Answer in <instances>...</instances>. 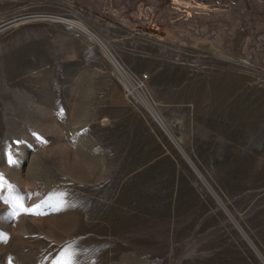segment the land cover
I'll return each mask as SVG.
<instances>
[{
    "label": "rangeland",
    "instance_id": "rangeland-1",
    "mask_svg": "<svg viewBox=\"0 0 264 264\" xmlns=\"http://www.w3.org/2000/svg\"><path fill=\"white\" fill-rule=\"evenodd\" d=\"M263 170L264 0H0V264H264Z\"/></svg>",
    "mask_w": 264,
    "mask_h": 264
},
{
    "label": "crops",
    "instance_id": "crops-1",
    "mask_svg": "<svg viewBox=\"0 0 264 264\" xmlns=\"http://www.w3.org/2000/svg\"><path fill=\"white\" fill-rule=\"evenodd\" d=\"M247 156H257V154L255 153V152H253V151H250V150H248V152H247ZM186 158L188 157V156H185ZM187 160L189 161L190 159H189V157L187 158ZM191 161V160H190ZM190 163H192V161L190 162ZM193 164V163H192ZM196 171V170H195ZM261 170H260V168L259 169H256V168H253V169H249L248 170V175L249 176H252V177H254V176H256V173H258V172H260ZM199 175L201 174V173H199L198 171H196ZM263 173H264V170H263ZM202 175V174H201ZM264 175V174H263ZM201 178H203V180H204V182H206V184H208V186H209V188H210V190L212 191L213 190V188L209 185V183H208V181L204 178V176L202 175V176H200ZM219 182V181H218ZM243 191L241 192V193H255V192H257V191H259L260 193L259 194H257V195H255V197H254V200H253V202L250 204V207H247V211H246V216L245 217H248L247 215H249L248 213L250 212V211H252V208H255V209H258V208H260L259 206H258V201H260L261 199H264V185H256V184H253V185H249L248 187L247 186H245L244 187V185L242 186L241 185V187H240ZM213 194H214V196H215V198L220 202V204L222 205V207L224 208V204L221 202V199L219 198V196L217 195V193L213 190ZM224 205V206H223ZM226 208V207H225ZM256 213V212H255ZM230 215V214H229ZM231 216V215H230ZM231 218L233 219V221L234 222H236V224L239 226V228H240V230L241 231H243V233L245 234V238L247 239V241H249L250 242V244L253 246V248L255 249V250H257L260 254H261V252L258 250V248L263 252V254H264V251L262 250V248H264L263 246H264V241L263 240H261V242H260V244H259V242H256V245H254L253 244V241L249 238V236L244 232V230L241 228V226H240V224H239V222H237V220L236 219H234L232 216H231ZM263 219H264V217H263ZM263 219H261V220H257V222H259L260 224L261 223H263L262 221H263ZM251 220V219H250ZM240 223L242 224V223H249V218H246L244 221H240ZM251 224V223H250ZM252 224H254V223H252ZM258 247V248H257ZM262 255V254H261ZM263 256V255H262Z\"/></svg>",
    "mask_w": 264,
    "mask_h": 264
},
{
    "label": "snow or ice",
    "instance_id": "snow-or-ice-1",
    "mask_svg": "<svg viewBox=\"0 0 264 264\" xmlns=\"http://www.w3.org/2000/svg\"><path fill=\"white\" fill-rule=\"evenodd\" d=\"M8 157V163L9 164H14L16 163L11 151L8 152L7 154ZM3 174L0 173V189L4 188V184H3ZM10 187H14V186H10ZM0 199H6V202L11 203L13 205V207H19L21 208L23 211L26 212H33V209L30 208H24L23 203H22V197H20L19 195H14V196H10V197H3L2 194H0ZM56 264H79V261L76 258L75 252L71 249H65V251L62 253L61 258L56 262Z\"/></svg>",
    "mask_w": 264,
    "mask_h": 264
},
{
    "label": "bare ground",
    "instance_id": "bare-ground-1",
    "mask_svg": "<svg viewBox=\"0 0 264 264\" xmlns=\"http://www.w3.org/2000/svg\"><path fill=\"white\" fill-rule=\"evenodd\" d=\"M71 23L74 24V25H76L77 28L82 29L84 32L89 33V29H87L85 26L79 24L78 22H75L74 21V22H71ZM115 61H117V60H115ZM115 61H114L115 67L118 68L121 73H123L124 78H125V76L126 77H129L130 75L122 67V65H120L118 62H115ZM127 82L129 83L130 86H133V88L131 90L130 87H127L128 85H126V89L129 92L134 90L137 94H140L141 93V91L139 89L141 87V84L140 85H135L134 82H133V80H132V78H130ZM144 105L147 107V109L149 110V112L155 117V119L158 121V123L161 125V127L164 129V131L167 133V135L174 141V139H175L174 136L172 135L171 132H169L170 131L169 128H167V126L165 125V122L161 119L159 113L156 110H154V108L152 107V105H149L148 106V103L147 102H144Z\"/></svg>",
    "mask_w": 264,
    "mask_h": 264
},
{
    "label": "water",
    "instance_id": "water-1",
    "mask_svg": "<svg viewBox=\"0 0 264 264\" xmlns=\"http://www.w3.org/2000/svg\"><path fill=\"white\" fill-rule=\"evenodd\" d=\"M182 153H183V155L184 156H187V154L182 150ZM188 158V157H187ZM189 162H191L190 160H189ZM191 165L193 166V164L191 163ZM193 168H195L194 166H193ZM196 170V169H195ZM200 176H202V175H200Z\"/></svg>",
    "mask_w": 264,
    "mask_h": 264
}]
</instances>
